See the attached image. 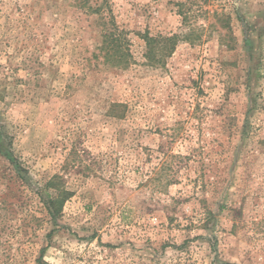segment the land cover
I'll list each match as a JSON object with an SVG mask.
<instances>
[{
  "label": "rangeland",
  "instance_id": "1",
  "mask_svg": "<svg viewBox=\"0 0 264 264\" xmlns=\"http://www.w3.org/2000/svg\"><path fill=\"white\" fill-rule=\"evenodd\" d=\"M0 264H264V0H0Z\"/></svg>",
  "mask_w": 264,
  "mask_h": 264
},
{
  "label": "trees",
  "instance_id": "2",
  "mask_svg": "<svg viewBox=\"0 0 264 264\" xmlns=\"http://www.w3.org/2000/svg\"><path fill=\"white\" fill-rule=\"evenodd\" d=\"M100 12V9L95 11ZM111 12V11H109ZM111 26L104 27L102 31V44L99 49L103 52L104 59L107 63L127 67L130 63L131 53L128 47V41L123 35V31H120L114 17L110 18ZM109 23V24H110ZM147 52L146 57L151 64L164 63V58L171 55L177 47L180 41H190L192 37L188 33L173 34L171 36H144ZM117 105H114L115 107ZM56 200L50 201L53 208H56Z\"/></svg>",
  "mask_w": 264,
  "mask_h": 264
}]
</instances>
